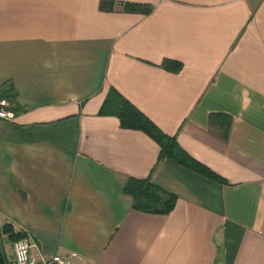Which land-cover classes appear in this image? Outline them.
<instances>
[{
	"label": "crops",
	"instance_id": "1",
	"mask_svg": "<svg viewBox=\"0 0 264 264\" xmlns=\"http://www.w3.org/2000/svg\"><path fill=\"white\" fill-rule=\"evenodd\" d=\"M107 1L0 0V93L25 109L0 120V264L13 232L35 264H264V0ZM111 90L226 183L102 114ZM148 176L169 213L122 192Z\"/></svg>",
	"mask_w": 264,
	"mask_h": 264
},
{
	"label": "trees",
	"instance_id": "2",
	"mask_svg": "<svg viewBox=\"0 0 264 264\" xmlns=\"http://www.w3.org/2000/svg\"><path fill=\"white\" fill-rule=\"evenodd\" d=\"M111 1L100 0L99 8L101 10L112 9ZM122 9L126 12L137 11L141 5L118 2ZM146 12V9L143 10ZM162 67H169V63L163 62ZM0 97H5L13 105V111H24L15 96L11 93H0ZM100 112L102 114L115 115L122 128L136 129L147 134L159 147L158 159L168 157L175 163L188 168L202 176H205L218 183L224 184V178L215 173L211 168L197 159L189 155L176 141L175 136L168 135L160 130L144 113L131 105L125 98L118 94L115 90H111L108 97L103 102ZM208 124L210 128L218 129L222 138L227 139L231 117L223 113H211L208 116ZM122 192L132 199V209L149 214H167L175 206L176 195L164 190L160 186L151 182L149 176L146 178L128 177L123 185ZM6 232H10V228L4 227ZM13 241L24 237L20 232L10 234Z\"/></svg>",
	"mask_w": 264,
	"mask_h": 264
},
{
	"label": "built area",
	"instance_id": "3",
	"mask_svg": "<svg viewBox=\"0 0 264 264\" xmlns=\"http://www.w3.org/2000/svg\"><path fill=\"white\" fill-rule=\"evenodd\" d=\"M15 113L12 109L11 102L5 97H0V120L13 121ZM32 245L23 238L13 244V264H35L34 257L30 254ZM75 254L65 256L54 255L50 258L40 256L43 264H74Z\"/></svg>",
	"mask_w": 264,
	"mask_h": 264
},
{
	"label": "bare ground",
	"instance_id": "4",
	"mask_svg": "<svg viewBox=\"0 0 264 264\" xmlns=\"http://www.w3.org/2000/svg\"><path fill=\"white\" fill-rule=\"evenodd\" d=\"M20 239H23V238H20ZM20 239H19V240H20ZM25 239H26V238H25ZM53 256H54V255H53ZM50 257H52V256H50ZM50 257H47V258H50Z\"/></svg>",
	"mask_w": 264,
	"mask_h": 264
}]
</instances>
